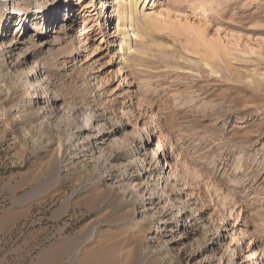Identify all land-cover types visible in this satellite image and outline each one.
<instances>
[{
	"label": "rangeland",
	"instance_id": "374dc122",
	"mask_svg": "<svg viewBox=\"0 0 264 264\" xmlns=\"http://www.w3.org/2000/svg\"><path fill=\"white\" fill-rule=\"evenodd\" d=\"M0 1V264H264V0L149 1L127 63L118 0Z\"/></svg>",
	"mask_w": 264,
	"mask_h": 264
},
{
	"label": "bare ground",
	"instance_id": "6f19581e",
	"mask_svg": "<svg viewBox=\"0 0 264 264\" xmlns=\"http://www.w3.org/2000/svg\"><path fill=\"white\" fill-rule=\"evenodd\" d=\"M76 1H77L76 2L77 5H75V7H78L77 8L78 13L80 15L84 16L85 15L83 13L84 10L86 8H89L90 6H88V5L85 6L84 5V1L85 0H76ZM91 1H93V0H91ZM118 1H117L116 5H115V8H114L115 11H116V15H115V17H116V31L114 32V34H115L114 36L117 37L118 39L121 38V40H122V41L120 40V42H119L117 55H119L126 62V60H125L126 56H129L127 54L128 53L130 54L131 51L135 52L134 50L136 49V46L134 44H142L143 45L147 41L145 36L148 35V31H147L148 30V26H149L148 24L152 22L151 20H149V21L147 20V19L152 18L151 15L148 13L147 3L150 1V2H152L151 6H153L156 0L155 1L154 0H128L126 3L125 2H123V3L119 2V4H118ZM1 4H2V1H0V5ZM70 6H71V2L69 3V0H67L66 8L70 7ZM52 7H54V9ZM61 7H65L63 2L53 3V4H50L45 9V11L37 10L34 13H31V2H29L26 5V8L22 9L24 12L18 16L17 20L19 22L17 24H14V26L12 27V29L10 31V35L7 37L8 38V43H6L7 44L6 49L9 50L8 51L9 54H11L13 52H17L15 56L18 57V60H17L18 63L23 62L25 60V58L29 54H32V53L36 52V50H33V49L36 48L35 45H33L32 43H27L26 42V44L30 45L29 49L25 50L26 51L25 55L23 53H21V49H19V46L22 45L20 43L21 38L27 36V32H30V33L32 32V33L35 34V36L37 35L39 38L47 37V35L49 33H47L46 28L49 25V23L55 21V19L57 18L58 12L61 9ZM70 11H71V8H70ZM43 15H47L46 18H45L46 23L44 22L41 26H36V27L33 26L32 30L30 29V31H29V24L31 25V19L37 20L39 17H42ZM149 16H150V18H149ZM6 17H8L7 20L9 21V19L11 17V13L10 14L9 13L8 14L0 13V30L4 31V29H5V26H6L5 23L8 22V21H6ZM140 18L143 19V20L145 19V20H144V22L142 21V23H140L141 22L140 21L137 24L136 22ZM152 19L154 20V22L157 20V19H154V18H152ZM146 20H147V22H149L148 24H147ZM157 21H156V23H159ZM27 23H28V25H27ZM146 26H147V28H146ZM64 28L65 27H63V29ZM51 32H50V34H51ZM65 33L66 32L63 33L64 36L67 35ZM5 40H6V37H5ZM32 40L35 41V38H33ZM66 40H67V38H64V40L60 39L59 41L58 40H56V41L55 40H50L48 42L43 43L42 45L47 46V45H51L52 43L55 44V45H62V44H65V43L67 44L68 42H66ZM83 41L84 40H82L80 42L83 43ZM132 45H134V46H132ZM132 47H135V48L133 49ZM13 56L14 55H10L9 59L12 60ZM18 63H16V64H18ZM23 64L25 66H27V63L24 62ZM46 65L48 67L50 66L49 63L46 64ZM56 66H57L58 72L61 73L64 70V67L66 65H64L63 63H61L60 61L57 60V65ZM38 98H40L42 100L44 99V97H38ZM17 110L20 112V110L18 108H17ZM82 128L85 131L91 130V129H89L87 127H83V126H82ZM92 128L95 129L94 127H92ZM96 131H97V129H96ZM108 134H109V132H106V133H103L102 136H106ZM154 151H156L157 153L164 151L160 138H158V140H157L156 148L154 149ZM164 154H165V152H164ZM168 165H171V164H168ZM146 167H147V164H146ZM150 172H151V169H149V170L145 169L144 174L147 175ZM169 176L171 178H173V176H174L173 169L170 171ZM145 200H146V197H144L140 193V194H138L136 196V199L134 200L133 204H134V206L137 205V204H139L141 206L144 203ZM182 209H181V211H182ZM136 210H137V208H136ZM144 212H145V209H144V207H142V214ZM183 213H185V211H183ZM219 222L221 224L224 223V220H223L222 217H220ZM207 229L208 228L206 226L205 227L203 226L201 231H204V230H207ZM247 245H248V249H250L251 248V243H247Z\"/></svg>",
	"mask_w": 264,
	"mask_h": 264
}]
</instances>
